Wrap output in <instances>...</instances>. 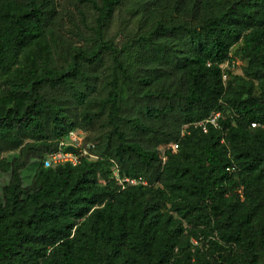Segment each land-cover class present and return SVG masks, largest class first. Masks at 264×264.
Listing matches in <instances>:
<instances>
[{
  "label": "trees",
  "instance_id": "16d2710c",
  "mask_svg": "<svg viewBox=\"0 0 264 264\" xmlns=\"http://www.w3.org/2000/svg\"><path fill=\"white\" fill-rule=\"evenodd\" d=\"M70 1L91 35L60 49L56 0H0V264H264V0ZM105 113L117 168L46 167Z\"/></svg>",
  "mask_w": 264,
  "mask_h": 264
},
{
  "label": "rangeland",
  "instance_id": "374dc122",
  "mask_svg": "<svg viewBox=\"0 0 264 264\" xmlns=\"http://www.w3.org/2000/svg\"><path fill=\"white\" fill-rule=\"evenodd\" d=\"M72 2L70 0H56L58 15L56 16L54 27L57 29V33H59L63 37V40L65 39L67 42L63 43L64 46L59 47L60 49L66 48L68 47V45H83L87 43L86 39H88L91 35V32L88 30V28L82 24L81 16L78 14V11L74 7V2ZM129 17L130 15L128 14V12H118L109 28L106 39H112L117 45L120 46L123 40L126 38V34L133 32L134 28L137 27V24L131 23L129 27L125 29L123 19H127ZM232 65L233 66L231 67H229V63L223 65L225 81L228 80L230 71L236 73L242 72L243 62L239 58H237L236 62H234ZM92 109V113H94L93 111H98L99 105H94ZM175 121L177 122H175L173 125L166 124L165 126H163V128L170 130V128L175 127L179 124L178 119ZM83 123L86 125L85 128H79L73 133H75V135L79 136L80 138H84V143L86 144V146L94 145L93 147H89L88 149L91 159L95 160L101 157L102 153H104V151L107 149L110 158L116 163V166H114V168H117L118 163L117 160L114 158V147L118 144V142L114 135L109 137L111 127L108 125L107 113L103 114L101 117H96L93 123ZM122 128L127 133H131L132 135H134V132L126 124H123ZM162 134L163 133L161 132L158 134H151L144 137H136V139L140 140L147 148H150L152 150H159L161 152L162 164H164L167 160L165 151L172 148V145L170 144L169 146L165 147L162 144ZM93 148L94 151H91V149ZM0 150L2 151L1 148ZM137 164L139 165V162H137Z\"/></svg>",
  "mask_w": 264,
  "mask_h": 264
},
{
  "label": "built area",
  "instance_id": "2783aa9c",
  "mask_svg": "<svg viewBox=\"0 0 264 264\" xmlns=\"http://www.w3.org/2000/svg\"><path fill=\"white\" fill-rule=\"evenodd\" d=\"M221 116L220 111H214L210 117L206 120L194 123V126H199L203 129L204 132H207L209 127L208 125L218 126V120ZM189 125H185V129L188 128ZM85 139L80 138L79 136L75 135V133L71 132L68 138L64 139L60 143V150L57 153H54L49 156L48 160L45 162L46 167H50L55 163H61L66 161H71L74 164L80 162L82 157L89 155V147H93L94 145H88L84 143ZM68 145H73L76 148L75 153L66 152L65 147ZM178 148V144L175 145ZM115 176L118 177V173H115ZM123 182L128 183L130 185L137 184L138 182L131 178H125Z\"/></svg>",
  "mask_w": 264,
  "mask_h": 264
},
{
  "label": "water",
  "instance_id": "95a60500",
  "mask_svg": "<svg viewBox=\"0 0 264 264\" xmlns=\"http://www.w3.org/2000/svg\"><path fill=\"white\" fill-rule=\"evenodd\" d=\"M65 151L66 152L75 153L76 152V148L73 145H68V146L65 147Z\"/></svg>",
  "mask_w": 264,
  "mask_h": 264
}]
</instances>
